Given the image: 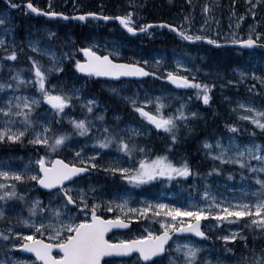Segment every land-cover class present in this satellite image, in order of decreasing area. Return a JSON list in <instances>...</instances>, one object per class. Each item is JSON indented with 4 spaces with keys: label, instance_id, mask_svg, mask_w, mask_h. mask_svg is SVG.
<instances>
[{
    "label": "snow or ice",
    "instance_id": "snow-or-ice-1",
    "mask_svg": "<svg viewBox=\"0 0 264 264\" xmlns=\"http://www.w3.org/2000/svg\"><path fill=\"white\" fill-rule=\"evenodd\" d=\"M190 2V0H189ZM7 9L0 12V25L6 23V17L11 9L21 7L20 4L13 3V0H5ZM50 7V6H49ZM254 7V6H253ZM25 12L42 13L47 17H68L63 12L54 10L45 11L37 7L32 0H25ZM203 11L209 12V6L204 5ZM101 13L89 11L83 13H76V18L83 21L87 17L97 18ZM133 12L129 11L124 15L117 16L115 19L119 20L120 24L127 29L129 33L143 32L151 27V24L142 26H134ZM255 16V12L252 13ZM104 20H108V16H103ZM187 19V17H185ZM211 19V17H209ZM243 15L240 20H243ZM207 23V21H206ZM161 26H164V21H159ZM239 25V21H237ZM168 28L173 29L172 24L167 25ZM201 28L204 26L201 25ZM251 29V26H249ZM179 36L187 41H201L207 40L213 45H218L220 41L211 39L207 35H198L190 33L186 30L175 29ZM10 31L5 28L4 32ZM55 34L48 32L51 38ZM261 33H256V37H260ZM7 41L4 36L0 35V46H3ZM258 42L254 39L250 31L247 39L226 40L225 43L245 45L252 47ZM29 48L34 52L41 51L38 44L29 42ZM73 51H76L73 49ZM87 57L86 59L75 60L74 68L79 73H85L88 76L97 77H127V76H144L147 75L145 67L139 66V63H123L110 58L111 54L98 55L92 47H84L79 49ZM5 57L0 59H17V50L13 46L12 50L4 49ZM119 52L115 55L119 56ZM71 59V57H67ZM31 61L34 76L25 79L19 72L14 71L10 79L17 81L16 88H20L21 84H32L38 95H12L7 100L0 101V144H24L25 142L33 145H42L45 149V155L39 156L36 164L39 166L38 171L30 169L25 166L23 171H9L5 170V165L0 164V201H7L18 199L25 201L27 192L21 191L17 182L32 183V187L40 186L42 189L49 190L47 195L49 197L48 204L42 205L39 197L31 200V205L28 208L29 216H21L18 223L23 227L14 229L11 225L7 231L10 235H4L0 232V238L5 242H10L8 246L12 249H22L35 256L36 261H41L43 264H126V261H131V264H158L159 261L166 258L167 264H223V261L218 257L216 261L206 259L203 256V249L191 242L175 243L174 250L170 245V240L173 239L174 233H194L198 237H206L205 231L201 228V218L209 216L215 217L218 223L238 224L242 217H247L248 220L245 226L248 229H259L260 234H264V145L252 141L246 145L241 146L236 142L235 136L229 137V143L223 145L217 139L215 147L219 151H213V144L209 140L203 141L202 147L205 154L211 157L214 161L218 160L220 165L232 164L239 166V176L242 181L248 179L254 180L258 187L250 190L252 199H246L249 192H245V198L237 200L233 198L218 199L206 190L202 193L206 200L211 203H196L190 204L188 207H177L166 203H155L156 209L154 215L157 217H171L170 221L160 219V231L154 232L145 230L147 234L134 235L131 239H119L112 241L106 238V233L110 229L127 228L129 222L137 218L133 215H125L123 218L120 213H136L146 214L153 207L152 202H148L147 206L137 208H128L127 200H122L116 205L117 213L113 216L105 218L103 215H97L98 204L95 202V197H92V203L89 206L88 195L94 191L89 186L87 190L83 188L73 187L75 180L79 178L78 174L86 173L89 169L102 168L105 172H110L113 175L119 173L120 178L127 181L131 185H140L160 177H166L171 180L173 177H188L190 175L209 176L213 173H222L223 169L219 166L211 167L208 172L197 173L194 172L187 159L180 163H174L169 159L168 151L179 142L180 136L178 134L180 123L187 125V118L191 116L197 117L196 112H190L187 115L184 111H178V115L165 116L160 112L159 98L154 111L146 110L145 105L151 104V100H142L137 102L133 97H126L131 103L133 110L139 113V116L149 122L157 130H163L168 136V143L166 149L162 154L155 157L144 155L145 149L139 148L141 154L139 159L133 160V152L137 150L135 143L129 146L124 137H117L115 135L108 136L102 140H96L94 143L98 144L100 148H108L110 143L115 140L120 151L124 152L129 157V164L131 166H122L119 162L112 161L107 166L98 165L96 157L101 153L94 150L91 157L82 156L81 151L75 152V158L80 161L79 166L75 162H65L63 159L57 157L56 159L47 160V157L54 153L57 149L62 148L69 140L72 133L56 132L53 127V120L33 121L32 114L36 108L41 105L42 101H46L51 106L53 117L62 118L66 106L72 103L73 97H79L80 89L75 85H68L66 83L53 84L48 82V75L46 71L42 70V66L37 60L29 56ZM147 64V61L144 62ZM3 64L0 63V68ZM181 65L177 63V68ZM63 64L56 62V57L53 56V63L49 66L47 72L52 71L61 72ZM241 77L247 75L240 69ZM155 75V73H152ZM253 77L261 80L264 83V77L257 76L252 73ZM166 79L171 80L174 84L191 85L198 89L196 95L200 97L203 104L208 105L210 102L209 89L212 85L202 84L189 80L186 76L177 75L173 72H168ZM8 88L12 89L13 85L10 83H0V90ZM202 90V91H200ZM116 92V89H112ZM95 102L89 100L87 102L88 112H92V107ZM139 104V106H137ZM245 109L250 115L239 113V118L250 121L255 128L251 131V136H255L256 130L264 133V110H257L250 104L239 103L236 109ZM19 122V123H18ZM71 124L74 131L83 136L90 131V128L84 119H72ZM226 128L231 133H237L239 126L235 123L226 124ZM189 130H191L189 128ZM107 133V129L104 130ZM129 131L140 135L139 129H129ZM151 131V129H147ZM49 133H52L49 135ZM255 159L258 163L253 164L251 161ZM47 160V162H46ZM247 174H251L248 176ZM228 179L233 178V173H227ZM235 201V202H234ZM254 201V202H253ZM111 201L107 211L111 212ZM73 207L76 212H73ZM90 207V212H89ZM47 212V216L44 213ZM82 212L83 215H79ZM37 213H40L39 217ZM5 212L0 210V217H3ZM90 215V219H89ZM181 218L177 222V218ZM188 217V220H184ZM47 233L48 241L41 239L44 233ZM13 237L15 239H13ZM218 240L224 242L223 247L225 252H234L230 242L243 241L244 247H248V237L239 228H232L228 234H223L216 237ZM253 239H256V234L253 233ZM50 241V242H49ZM58 249L59 255H53L52 250ZM253 256L249 258L244 256L242 264H264V248L260 252L252 249ZM10 254L5 252L3 259H0V264H35V261L12 259Z\"/></svg>",
    "mask_w": 264,
    "mask_h": 264
},
{
    "label": "rangeland",
    "instance_id": "rangeland-1",
    "mask_svg": "<svg viewBox=\"0 0 264 264\" xmlns=\"http://www.w3.org/2000/svg\"><path fill=\"white\" fill-rule=\"evenodd\" d=\"M17 1L20 2V0H17ZM51 1L52 0H50V5H52ZM248 2L252 3V5L254 6L253 7L252 5L249 4L250 13H253L255 8H257L259 2H261V0H254V1L248 0ZM1 8L2 10L0 12H3L5 9H7V7H4V6H1ZM70 10H73L75 12L78 11L77 2L75 3L74 6L70 8ZM69 12L72 14H76L71 11ZM13 13L14 12L10 10L6 17V20H10L9 27H3L4 25H0V35L4 36L5 40L7 41L3 46H0V58L5 57V52H4L5 48L11 51L13 46L17 50V48L23 45L30 54L32 55L34 54L35 56L41 58V61H39V64L42 66V70L46 71V73H48L47 70L49 66L53 63V56L56 57L57 63L63 64V70H64L65 63L70 60L67 57H71L73 64H69V65L72 66L75 63V60L77 59L82 60L81 57L79 56V49L91 46L93 51L99 52L101 54H104L107 52V54H111L112 57H119V58L126 57V59L130 61L132 59L134 63L138 62L140 66L143 65L145 67H148V66L164 67V69L166 70H163V71L166 73V75H168V72H173L174 74H177V75L186 76L189 80H193L194 78L195 82H198L196 81L197 80L196 78L199 76H201L203 79H206V80H218V79L223 78L225 76L223 74L225 73L236 75L239 78L241 77V75H240V72L236 71V69H240L242 72L247 73L245 77H247L254 85H258L264 89V83H262L261 80L254 78L252 75V73H256L257 76L264 77V52H261L260 50L254 49L252 52H244V51L234 50V49H224V50H219V51H215V49H211L215 52V53H212L210 51H207L206 49H204L202 45H200L197 47V49L193 51L194 52L193 58H189L183 54L182 55H171V54L169 55L168 53L167 54L166 53H154V56L149 59L148 55L144 56L141 53H137V54H133L132 52L129 53V50H130L129 47L131 49H134L137 47H134L132 45L133 41H131L130 38H128L126 35L122 33L120 29H118L117 24L116 26L114 25L112 27V29H114L113 34L109 38L104 40L103 42L95 40L94 37H96V35H94L91 32H88V34L84 36L83 39L80 41L76 39H71L72 36H68L67 34V38L70 43H69V46L63 50L62 48L55 47L56 45H52L51 38L48 35L47 36L45 35L46 32H48L51 28L48 25V24H51L50 21L43 23L41 27V34H40L41 38L28 37L24 40L23 38L20 37L18 31L13 28L18 23V22L16 23V16L20 15L22 12L16 13V14L15 13L13 14ZM93 26L95 25L91 24L85 30L92 31L91 27ZM68 27L70 28V25ZM5 28H9L10 31L5 33L4 32ZM16 29H17V26H16ZM126 40H128L129 42ZM29 42L37 43L41 51H38V52L32 51V49L29 48L28 46ZM73 49H75L76 51H73ZM116 52L120 53L119 56L115 55ZM4 60L8 61L9 68L7 70V74L11 75V77L13 76L14 71L19 72L20 75H22L25 79H29L32 76H34V71L32 69L31 62L26 61V62H22L23 64H21V61L19 60L18 55H17L16 60L0 59V63L3 64ZM145 61H147V64L144 63ZM206 62H209L211 66L208 67V69L201 70L199 72V67L204 66ZM177 63L181 65L180 68H177ZM216 65L221 66L222 68L216 69L215 67ZM63 70L61 72H63ZM1 71H2V68H0V72ZM204 71L208 73L207 77L203 76ZM61 72L52 71L50 72V74L59 75L61 74ZM1 78H2V74L0 75V81H1ZM13 80H14V84H13L12 89L4 88L0 90V101L7 100L9 96H12V95H21V96L38 95L36 88L32 84H28V85L21 84L20 88L17 89L16 88L17 81L15 79ZM74 80L75 78L73 79V81ZM97 82L99 81L97 80ZM138 83L139 84H135L131 86V89H133V92H136V93L133 96H128V97L135 98L137 102L142 101V100H151L152 101L151 104L145 105L146 110H149V111L155 110V107L157 104V98H159V103L161 105L160 112L165 116L174 115V112L169 110V107L165 106V104L170 99L174 101L175 99L180 98L177 92H169V90H161L162 92L158 94H152V93H148L144 89L143 84H141L140 82ZM87 85L88 83L85 82L84 80L81 81L80 85H76L80 89L79 97L74 96L72 101H74V103L77 106L85 107L84 102L87 103L89 100H93L95 103L91 106H95L97 108V105H96L97 101L96 99L92 98L91 94L86 89ZM112 89L113 88L108 83V84L103 85L102 89L99 92L108 94V92H110ZM184 90L198 91V89L192 87L191 85L184 86ZM213 90H214L213 93L209 94L211 98L209 104L211 103V100L215 96H217L218 98L220 97L222 101H224V98H225L224 102L229 105V108L223 107L222 108L223 112L228 117L235 116L238 113V119L240 122L244 124H249L253 128H255V126L252 125L250 121H246V120L239 118V113H243L244 115H250L251 113H248L245 109L237 108L236 111H233V109L236 108V106L239 103H244V104H250L254 106L255 108H257V110H264V101L254 96H246V97H240V96L233 97L232 96L231 97V96H228L227 94L217 95L216 94L217 90L215 88H213ZM170 96L172 98H170ZM198 98L199 97H197V99ZM125 101L129 103V101L126 98H125ZM172 101H169V103L171 104ZM199 101L200 103H203L201 98L199 99ZM137 106H139V104ZM189 106L191 108V103L188 102V104L180 106L178 108V111L181 110V111H184L185 113H188L185 109H187ZM68 107L69 105L65 107L62 118H61L63 121V124H65L66 126L63 125L64 127H62L60 130H58L57 128H53V129L56 132H69V133H72V135L69 137V140L65 143V145L62 148L57 149L54 153H51L47 157V160L54 159L55 155L58 153L61 154L60 156L62 158L70 159L72 157L73 151H75L76 149H77L76 151H81L82 149V156L84 157H91L94 150L99 151L101 155L99 157H96V161H95L98 165L103 164L107 166L109 162L116 161V162H119L122 166H131L129 164V157L124 152H121L119 149L113 150L114 153L118 156L126 157L127 158L126 160H121V159L115 160L109 155L108 151L112 149L111 143L108 148H100L98 144L94 143V141L96 140L104 139L105 135L111 136L105 132L100 131L107 120L106 115H103L102 113L93 114L94 110H92V112H88L89 118L88 120H86V123L88 124L90 131L86 133L85 135L81 136L74 131L73 126L70 124V119L72 116L66 113V110ZM199 108H200V105H197L194 103L192 109H196V111H198ZM104 112L107 113V111H104ZM200 114H202V112ZM52 116H53V112L51 110V106L48 105L46 101H42L41 105L38 106L36 108V111L32 114V119L34 122L35 121H46V120H49ZM70 125L72 127H70ZM129 129H139L140 133L143 132V129L140 128L139 126H135L133 124H127L124 127L120 128V130L118 131L119 136L124 137V138L125 137H135L137 134H135L132 131H129ZM147 129L148 128L146 127L144 130L146 131V134L148 132ZM240 132H241V129H239V131L235 134L227 131L226 135L219 136L212 142L213 144L212 150L219 151V149L215 147V142L217 139L220 140L221 144L227 145L229 143L230 136H235L236 142L240 144L241 146L246 145L252 141H255L256 143H260L264 145L263 143H261L255 138L240 137ZM258 132L260 131L258 130ZM51 134L52 133H49V135ZM178 134H179V131H178ZM89 137L93 138V141L88 145L87 150H86L83 146V143ZM76 140H79L81 143ZM2 146H8V148L0 150V164L5 165L6 166L5 170L10 169L9 171H23L25 169V166H27L30 169H34L38 171V165L36 164V160L38 159L39 156H42L40 152L43 155L46 154L45 149L42 145H33L27 142H25L24 144H18V143L17 144H0V147ZM74 146L76 148H73ZM4 151H8V155L14 156L16 158L12 160L9 158H6L3 155ZM14 151H17V154H14ZM23 152L28 153V155L30 154L33 156L35 155L34 159L29 160V161H24V162L18 161L19 159L24 160L25 156L22 155ZM204 153H205V150H204ZM115 158L118 159L119 157L115 156ZM139 158H140V155L139 154L136 155L135 152H133V160L139 159ZM207 158L208 159L206 160H208L209 162H212L211 160L213 159L211 157L207 156ZM75 160L77 162H80L76 158ZM213 162H217L220 165V162L218 160L213 161ZM251 163L256 164L258 162L255 159H253ZM220 166H233L235 168L234 169L235 171L233 173V178L231 180L228 179V177L225 180L224 179L221 180V178H218L215 180V184H212V183H208V181H204L203 179L199 181V179H196L195 176L192 177L190 181L189 180L187 181V179L191 175L188 177H173L171 180H169L166 177H160L156 180H153V181H150L144 184L134 185L132 188L129 189V191L132 193H137V194L135 195L126 194V195H122L121 197H118L117 201L112 202L110 205L112 207L111 212L107 211V207L109 206V204L106 201V199L98 195L96 197L98 199L95 201L98 204L97 210L99 211V209H101L104 212L108 213L109 216H113L114 214H116L115 212H117L116 205L119 204L122 200H125V199L127 200L128 208H137V209L141 206H147L148 202H152L153 207L146 214H141L139 212H136V213L125 212V213H120V214L122 215V218L125 215H133L137 217V219L141 218V219L149 220V224H147L144 227V231L147 229L150 231L158 232L161 230L159 220L165 219L166 221H170L171 217L155 216L154 215L156 211V209L154 208L155 203H166L169 205H175L177 207H188L190 206V204H196V203H204V204L211 203V201L206 200L202 195V193L206 190V187H205L206 185L208 186L207 190L210 192V194L217 197L218 199L231 200L233 198H236L237 200H239L241 198H245L246 191L249 192V195L246 197V199H252L250 196V190H254L255 187H258V185L255 184V181L251 179L242 181L239 176V171H238L239 166L238 165L224 164ZM101 170L103 169L99 168V172H101ZM247 175L251 176V174H247ZM32 183L34 182L20 183V184H26L28 186L27 189H25V192H27V196H30L32 190L36 189V187H32ZM93 184H94V181L91 179H88L87 183L85 185H81L79 188H83L87 190L89 186ZM116 186L118 187L121 185H116ZM151 186H158L157 191H154L155 189L153 188L152 192L146 193V195L144 196H138L139 193L144 194V189L146 187L150 188ZM136 195H137L136 199L135 198L133 199V197ZM92 197L93 196L90 193L88 195L89 206L92 203ZM34 198L36 197L35 195L32 194L31 200ZM48 201H49V197H47L44 200L43 205L48 204ZM105 204H108V205L106 206ZM2 205L5 206V203L3 201H0V210H3L5 212V215L3 217H0V232H3L4 235H10L7 231L8 227L11 225L14 229L22 228L23 226L17 222L18 219L21 216L28 217L30 214L29 213L24 214V212L22 211L21 212L9 211L7 210L6 207H3ZM73 212H76V211L73 210ZM89 212H90V207H89ZM44 215L47 216V212H45ZM79 215L82 216L83 213H79ZM180 219L181 218L178 217L177 222H179ZM183 219L188 220V217H184ZM7 220H9L10 223L7 222ZM201 220L205 224L204 225L205 232L208 234L210 238V243L198 244L197 242L191 241V240H176L171 245L172 249L174 250L176 242H179V243L191 242L195 245L200 246L204 250L202 254L206 259L216 261L217 258L219 257L223 261V264H242L244 257L235 258V256L230 254V252H225V250L223 249L224 242L222 240L216 239V237L221 236L223 234H228L230 229L236 228V227H239L244 232V234L248 236L249 234L248 230L250 229H248L245 226L248 218L242 217L241 222L238 224H229L227 222L218 223L216 222L215 217L213 216H209L207 218H201ZM258 230L259 229H257V231ZM140 234L142 233H139V235ZM40 238H44L48 241L47 233L45 232L42 236H40ZM13 239L15 238L13 237ZM241 242L243 241L230 242V246L234 244H239ZM9 243L10 242H5L2 238H0V259H3L5 256V252H7L10 254L9 258L34 261L31 259L23 258V255H21L18 252L19 249L10 248L8 246ZM126 264H131V262H128ZM159 264H167L166 258L163 261H161Z\"/></svg>",
    "mask_w": 264,
    "mask_h": 264
},
{
    "label": "trees",
    "instance_id": "trees-1",
    "mask_svg": "<svg viewBox=\"0 0 264 264\" xmlns=\"http://www.w3.org/2000/svg\"><path fill=\"white\" fill-rule=\"evenodd\" d=\"M43 1V2H41ZM102 1V2H101ZM112 0H100L97 2L100 4L98 7L88 8V5H85L84 12L94 11L101 13L108 17H115V16H121L125 13L131 11L133 12V20H134V26H142L149 23H159V21H164L165 23L172 24L173 26H177L179 29L186 30L193 34L198 35H207L211 39H217L218 41L225 42L226 40H231L233 38L236 39H247L248 34L250 31H252L253 38H256L259 40V43L264 44V0H261L259 2L257 8H255V16L252 17V13H250V5L252 3H249L247 0H124L125 4H116ZM166 1V3H165ZM171 1V3H170ZM25 0H20L19 3H23ZM32 2L42 9H46V4H44V0H32ZM41 2V4H40ZM104 2V3H103ZM109 2V4H108ZM113 2V3H112ZM166 4V7L163 10H161L160 5ZM13 3H18L17 0H13ZM167 3H170L169 5ZM102 4V6H101ZM114 4V5H113ZM157 4V5H156ZM207 4L209 6V12L205 13L203 11L204 5ZM250 4V5H249ZM3 5V4H2ZM117 5V6H116ZM122 5V6H121ZM97 6V5H96ZM113 6V7H112ZM124 6V7H123ZM168 6V7H167ZM253 6V5H252ZM112 7V8H111ZM118 7V8H117ZM151 7V8H150ZM154 7V9H153ZM168 8V9H167ZM112 9V10H111ZM116 11H115V10ZM153 9V11H152ZM233 9V10H232ZM51 10L57 11V12H63L65 14H69L68 11L62 10L60 7H54ZM88 10V11H87ZM118 10V13H117ZM151 12H150V11ZM224 10V11H223ZM229 12H228V11ZM232 10V13H231ZM237 11V12H236ZM114 12V14H113ZM161 13L160 16L155 15V13ZM224 14H223V13ZM226 12V13H225ZM21 13V12H20ZM152 13V14H151ZM222 13V15L220 14ZM16 14V13H15ZM151 14V15H150ZM239 14V15H238ZM226 15V16H225ZM243 15L244 19L240 20V16ZM26 16V17H25ZM175 16V17H173ZM179 16V17H178ZM223 18H222V17ZM156 17V18H155ZM178 17V18H177ZM187 17V19H185ZM211 17V19H209ZM239 21V25H237V19ZM158 18V19H157ZM229 18V19H228ZM232 18V21H231ZM235 18V20H234ZM205 20V23L203 21ZM223 19V22L222 20ZM227 19L226 21H224ZM202 20V21H201ZM229 20V22H228ZM207 21V23H206ZM220 21V22H219ZM236 21V22H235ZM18 22V23H17ZM42 19L35 18L34 16L30 14H25L22 12L20 15L16 16V26L17 31L21 38H24V35H32L36 36L41 34V27H42ZM225 22V25H224ZM233 22V23H232ZM95 25L92 28L94 34L96 37H94L95 40H98L100 42H103L107 38H109L113 34L112 27L117 23H111V22H99V21H88L86 24L81 25L77 22L72 23H61V22H52L50 24L51 27L48 32H52L55 35L51 37L52 44L57 45L58 47H61V44L64 42L65 47L68 46L70 43L67 38L68 36H72L71 39L76 38V40H82V34L79 33L81 30H85L89 25ZM232 24V25H231ZM235 24V25H234ZM61 26V28H57L58 26ZM70 25V28L68 27ZM118 25V24H117ZM203 25L204 27L201 28L200 26ZM249 26H252L250 29ZM222 27V28H221ZM233 27V28H232ZM68 28V30H67ZM99 28V34L96 33V29ZM228 30H227V29ZM248 28V29H246ZM253 28H255L253 30ZM118 29L123 31L121 27L118 25ZM222 29V30H221ZM250 29V31H249ZM158 30V31H157ZM246 30H248L246 32ZM68 31V32H67ZM76 31V32H75ZM157 31V32H156ZM48 32H46V36L48 35ZM152 32V33H151ZM145 36L137 37L133 42L132 45L134 47H137V50H140L144 53V55H148L149 59L154 56V53H168V54H174V53H184L186 46L179 41L177 37H175L173 34H171L168 30L163 29H156L153 30ZM75 33V34H74ZM154 33V34H153ZM256 33H261L260 37H256ZM152 36H151V35ZM148 36V37H147ZM151 37V38H150ZM154 37V39L152 38ZM70 39V41H71ZM153 41H152V40ZM151 40V41H150ZM176 41V42H175ZM152 42V43H151ZM179 43V44H177ZM156 46V47H153ZM198 46L194 47H188L187 54L193 57L192 52L197 48ZM207 51H210L212 53H215L213 50L206 48L203 46ZM173 52H172V51ZM171 52V53H170ZM264 52V51H261ZM17 53L19 60L22 62L29 61L31 62L28 57L31 56L38 62L41 58L35 56L34 54H30L25 47L22 45L19 48H17ZM134 54V53H133ZM24 56V57H23ZM131 63H134L131 59ZM69 65V64H68ZM66 66L65 73L61 76L60 75H53L49 73L50 77V83L58 84V83H65L69 86L73 84V80L71 79V76L66 77V81H63V76L74 73V70L71 65ZM216 69L222 68L221 66H215ZM8 61L4 60L2 71L0 72V75L2 74V78L0 83H10L14 84V80L10 79L11 75L7 74L8 70ZM147 72H152V69L150 67H147ZM223 72V71H222ZM201 75V74H200ZM225 75V74H223ZM238 77V76H237ZM201 83H205L206 81L203 80L201 76L198 77ZM234 78H236V75H234ZM246 78V80L244 79ZM242 81H241V80ZM61 81V82H60ZM237 87H231L228 88V96H240V97H246V96H254L256 98L261 99L264 101V89L261 88L258 85H254L247 77H240L238 80L236 78ZM246 83H245V82ZM249 81V83H247ZM159 81H155L154 83H157ZM243 83V85H242ZM252 83V84H251ZM161 84V82H160ZM241 84V85H240ZM246 84V85H245ZM249 84V85H248ZM211 85V84H208ZM167 84H163V88H165ZM213 87L209 89V91H214L213 88L217 90V87H215L214 84H212ZM230 86V84H228ZM244 86V88H242ZM151 85L148 86V89H150ZM156 87V86H154ZM239 87V88H238ZM237 88V90H236ZM242 88V89H241ZM100 89V87H97V83H91V85L88 86L89 91H95ZM240 89V90H239ZM244 89V90H243ZM246 90V91H245ZM202 91V90H200ZM236 92V93H235ZM196 91H188L186 93H183L184 96L181 100V104L177 107V104L179 101L176 102V104H170L169 101H172L171 99L166 102V106L169 107V110L174 112V115H178V108L182 105L188 104V97L190 99H194L195 104L200 105L199 113L195 109H190V106L185 109L188 113L190 112H196L198 115L197 117L193 118L191 116H188L187 118V125H185L183 122L180 123V130H179V142L173 147L172 150L168 151L169 159L173 160L174 163H180L184 159H187L190 166L192 167L194 172L197 173H207L208 170L213 166H219L223 169L222 173H213L209 176H201L196 175V179H203L204 181H208V183H214L215 180L218 178L226 179L227 173L231 171L234 173V167L233 166H220L217 162L210 163L207 162L206 159L207 156L204 153V148L202 147L203 141L205 139L209 140L210 142H213L216 138L219 136L226 135L228 129L226 128V124H232L235 123L239 126V129H241L240 137L242 138H255L261 143L264 144V134L261 132H258L256 130L255 136H251V131L254 129L249 124H244L239 121L238 119V113L235 116L228 117L222 110L223 105H219V103L216 101L217 96H215L209 105L206 107L205 104L200 103L199 99H197ZM213 93V92H212ZM235 93V94H234ZM232 94V95H231ZM234 94V95H233ZM242 94V95H241ZM216 98V99H215ZM218 104V105H217ZM74 107L77 105L75 103L72 104ZM174 106V107H173ZM180 110V109H179ZM181 111V110H180ZM202 112V114H200ZM188 113H185L186 115ZM73 114L78 115V112L76 113L73 111ZM53 120L52 127L57 128L60 130L63 126V121L61 118L57 120V118H54L53 116L50 118ZM131 121L135 120L134 114L130 118ZM207 124V125H206ZM113 125V124H112ZM64 127V126H63ZM70 127H72L70 125ZM189 128L191 130H189ZM201 135V136H200ZM139 139H142L143 136L139 135ZM202 138V139H201ZM199 140V141H198ZM80 142L79 140H76ZM150 148H153V152L149 153V151L146 153V156L149 157H155L158 154H162L165 149L166 145L169 142L168 136L165 134H156L153 132V135L149 136L147 139H145L142 143H145ZM81 143V142H80ZM88 142L84 143L83 146H87ZM154 145V146H153ZM73 148H76L75 146ZM77 150V149H76ZM4 156L9 159H15L16 157L8 155V151L3 152ZM14 154H17V151H14ZM41 155H43L40 152ZM23 156H25L24 160H18L20 162L29 161L34 159L35 155H28V153L23 152ZM61 154L58 153L55 155V158L59 157ZM194 159V160H193ZM66 162H75L78 164V162L74 158H65ZM99 167L92 170V174L90 178L95 181L96 189L98 190L97 195L102 196L106 199L107 202H116L118 197H121L122 195L126 194H132L135 195L137 193H132L129 191L127 182H120L119 178H112L107 174L105 171L101 170L99 172ZM99 178V179H98ZM192 177L188 178L187 181L191 179ZM82 180H80L81 182ZM19 185V188L21 191H25L27 189L26 184H20V182H17ZM75 186H80V184L75 183ZM121 185V186H116ZM131 185V184H129ZM35 195V197H39L40 199L45 200L46 195L39 192L37 189L32 190L31 195ZM31 195L26 197L25 201H20L18 199H12L7 201V203L2 205L3 207H6L9 211H19L24 212V214L29 213L28 208L31 205ZM146 195V192L144 193ZM137 195L133 197V199H136ZM4 202V201H3ZM5 203V202H4ZM43 205V203H42ZM117 213V212H115ZM40 213H37V216L39 217ZM122 216V215H121ZM248 247H244V243L241 242L239 244H234L231 247H233L234 252H230L235 258L244 257L247 255L249 258H252L253 252L252 249L254 248L256 252H260L262 248H264V234H260V230L257 231V229H251L248 230ZM256 234V239H253V234ZM261 235V236H260ZM256 243V244H255Z\"/></svg>",
    "mask_w": 264,
    "mask_h": 264
},
{
    "label": "bare ground",
    "instance_id": "bare-ground-1",
    "mask_svg": "<svg viewBox=\"0 0 264 264\" xmlns=\"http://www.w3.org/2000/svg\"><path fill=\"white\" fill-rule=\"evenodd\" d=\"M98 1H100V0H98ZM113 2H114V0H112ZM160 1V0H159ZM163 1V0H162ZM172 1V0H171ZM171 1H170V3H171ZM248 1V0H247ZM254 1V0H253ZM52 2V5H50V0H44V4L43 5H47L46 7H47V9H48V11H50L52 8H54V7H60L62 10H65V11H71V12H74V13H83L84 12V8H85V5L87 4L88 5V8L87 9H91V8H93V7H100L99 5V3L97 2V0H52L51 1ZM77 2V7H78V11L77 12H75V11H73V10H70V8L72 7V6H74L75 5V3ZM102 2V1H101ZM112 2V3H113ZM104 3V2H103ZM115 3L116 4H125V1L124 0H116L115 1ZM165 3H166V1H165ZM162 4V2H161V4L158 2V4L160 5V7H161V10H163L165 7H166V4ZM170 3H167L168 5L170 4ZM17 4H20V5H24L25 4V2H23V3H19V1H18V3ZM108 4H109V2H108ZM97 5V6H96ZM114 5V4H113ZM121 5V6H122ZM126 5V4H125ZM157 5V4H156ZM3 6L4 7H7V4L6 3H3ZM50 6V7H49ZM101 6H102V4H101ZM117 6V5H116ZM113 7V6H112ZM111 7V8H112ZM124 7V6H123ZM168 7V6H167ZM118 8V7H117ZM151 8V7H150ZM153 9H154V7H153ZM153 9H152V11H153ZM168 9V8H167ZM85 10H86V8H85ZM112 10V9H111ZM115 10V9H114ZM165 10V9H164ZM233 10V9H232ZM232 10H231V13H232ZM11 11L12 12H14V13H20V12H23V10L22 9H18V10H13V9H11ZM88 11V10H87ZM116 11V10H115ZM150 11V10H149ZM165 11H167V10H165ZM224 11V10H223ZM228 11V10H227ZM86 12V11H85ZM151 12V11H150ZM229 12V11H228ZM237 12V11H236ZM13 13V14H14ZM117 13H118V10H117ZM162 13V12H161ZM161 13L159 12V13H155V15H157V16H160L161 15ZM223 13V12H222ZM222 13L220 14V15H222ZM226 13V12H225ZM113 14H114V12H113ZM152 14V13H151ZM150 14V15H151ZM224 14V13H223ZM68 18H74V17H76V14H65ZM115 15V14H114ZM239 15V14H238ZM103 16H105V15H103V14H101L99 17H102L103 18ZM223 16V15H222ZM221 16V17H222ZM226 16V15H225ZM173 17H175V16H173ZM179 17V16H178ZM177 17V18H178ZM111 18H115V17H109V19H111ZM156 18V17H155ZM223 18V17H222ZM158 19V18H157ZM229 19V18H228ZM236 19H237V17H236ZM222 20V22H223V19H221ZM227 19H225L224 21H226ZM234 20H235V18H234ZM88 21H93V19H86L85 21H81V20H57V19H52V20H50V23L52 24V22H61V23H70V22H77V23H80L81 25H84V24H86ZM97 21H99V22H111V21H105V20H97ZM202 21V20H201ZM203 21H204V23H205V20L203 19ZM231 21H232V18H231ZM237 21H238V19H237ZM220 22V21H219ZM228 22H229V20H228ZM236 22V21H235ZM111 23H117L120 27H121V29L123 30L122 31V33L124 34V35H126L128 38H130V40L131 41H134L137 37H140V36H145V35H147L148 34V36H149V33L151 32V31H153V30H156V29H163V28H151V29H149L148 31H146L144 34H142V35H137V36H130L127 32H126V30H125V28L119 23V22H116V21H113V22H111ZM233 23V22H232ZM149 24H151V25H159V23H149ZM49 26H50V24H48ZM165 25H168V23H165ZM224 25H225V22H224ZM232 25V24H231ZM235 25V24H234ZM63 26V25H62ZM51 27V26H50ZM51 28H53V27H51ZM57 28H61V26H58ZM174 28H176V29H179L177 26H174ZM222 28V27H221ZM233 28V27H232ZM251 28H252V26H251ZM227 29V28H226ZM246 29H248V28H246ZM255 28H253V30H254ZM114 30V29H113ZM163 30H168V29H163ZM222 30V29H221ZM228 30V29H227ZM256 30V29H255ZM117 31V30H116ZM158 31V30H157ZM156 31V32H157ZM171 34H173L175 37H177L178 39H179V41L181 42V43H183L185 46H186V49H185V51H184V53H172L171 55H185V56H187V57H189V58H193L194 57V52H192V54H193V57L192 56H190V55H188L187 54V52H188V50H187V48L188 47H192V46H194V47H196V46H200V45H202V46H205L206 48H209V49H215V48H213V47H211V46H209V45H207V44H205V43H198V44H194V45H189V44H187L182 38H180V37H178V36H176L173 32H171L170 30H168ZM248 30H246V32H247ZM249 31H250V29H249ZM76 32V31H75ZM88 32H91V33H93L94 34V32H93V30L91 31H86V30H81V31H79V33H81L82 34V39H83V37L84 36H86L87 34H88ZM99 32V28H97L96 29V33H98ZM121 32V31H120ZM139 32V31H138ZM252 32V31H251ZM152 33V32H151ZM75 34V33H74ZM99 34V33H98ZM154 34V33H153ZM95 35V34H94ZM123 35V36H124ZM151 35V34H150ZM249 35V34H248ZM147 36V37H148ZM152 36V35H151ZM252 36H253V34H252ZM92 37V36H91ZM151 38V37H150ZM153 39H154V37H152ZM74 39H76V38H74ZM123 39V38H122ZM134 39V40H133ZM254 39H256V38H254ZM125 40V39H124ZM152 40V39H151ZM150 40V41H151ZM258 40V39H257ZM108 41H110V40H108ZM126 41H128V40H126ZM153 41V40H152ZM129 42V41H128ZM176 42V41H175ZM152 43V42H151ZM258 44H260V45H262V46H264V44H261V43H259V40H258V42H257ZM52 44V43H51ZM177 44H179V43H177ZM220 44H231V43H225V42H221V43H219L218 45H220ZM52 45H54V44H52ZM68 46H69V44H68ZM67 46V47H68ZM55 47H58L57 45L55 46ZM67 47H65V44H64V42L61 44V47H59V48H62L63 50L64 49H66ZM153 47H156V46H154L153 45ZM129 53H134V54H137V53H141L142 55H144V53L143 52H141L140 50H137L136 48H134V49H131L130 47H129ZM197 49V48H196ZM205 49V48H204ZM224 49H234V50H240V49H235V48H221V49H215V51H219V50H224ZM172 51V50H171ZM240 51H244V50H240ZM253 50H247V51H244V52H252ZM260 51H264V49H261ZM173 52V51H172ZM98 54H101V53H99V52H97ZM171 53V52H170ZM167 54V53H166ZM170 55V54H169ZM79 56L81 57V59L83 60L84 59V53L82 52V51H79ZM144 56H147V55H144ZM24 57V56H23ZM214 57V56H213ZM68 64H73L72 63V60L70 59L68 62H66L65 63V68H64V70H63V72H61V76L65 73V71H66V66L68 65ZM197 64V63H196ZM213 64V63H212ZM140 66V65H139ZM143 65H141V67H142ZM211 66V64L209 63V62H206L205 63V65L204 66H202V67H199V72L201 71V70H205V69H208V67H210ZM217 66V65H216ZM222 66H223V64H222ZM143 67H145V66H143ZM148 67H150L151 69H152V72H147L148 74L147 75H144V76H133V77H130V78H128V79H126V81L128 82V86H127V88H128V90H129V93H130V96H133L136 92H133V89H131V86H133V85H135V84H139L138 82H140L141 84H143V86H144V89L148 92V93H152V94H158V93H160V92H162L161 90H169V92H177L178 93V96L180 97V98H177V99H175L174 100V102H175V104H176V102L177 101H179V100H181L182 98H183V96H184V94L183 93H186V92H188V90H184V86L185 85H182V84H178L177 86H175V85H173L168 79H166V77H167V75H166V73L163 71V70H166V69H164V67H160V66H148ZM233 67V66H232ZM145 69H147V67H145ZM152 73H155V75H153ZM221 74V73H220ZM47 75H48V82H50L49 80H50V77H49V73H47ZM53 75H55V74H53ZM68 76H71V79L70 80H73L74 78H75V76H74V73L72 72V73H70V74H67V75H65V76H63L62 78H63V81H66L67 79H66V77H68ZM203 76L204 77H207L208 76V73L207 72H203ZM210 78H211V76H210ZM236 78H237V80L240 78H238L237 76H236ZM236 78H234V75L233 74H229V73H225V76L223 77V78H221V79H218V80H206V79H203V80H205L206 82L204 83V84H214L215 85V87H217V91H216V94L218 95V94H228V88H231V87H237V82L238 81H236ZM197 80L196 81H200L199 80V78L197 77L196 78ZM245 80H246V78H244ZM193 80H194V78H193ZM241 80V79H240ZM98 81L99 82H97V87H100V89H98V90H95V92H99L101 89H102V86L103 85H105V84H108L109 82L108 81H106V80H104V79H102L101 77H99L98 78ZM155 81H159V82H157V83H154ZM195 81V80H194ZM242 81V80H241ZM250 81V80H249ZM249 81L247 82V83H249ZM61 82V81H60ZM74 82V81H73ZM160 82H161V84H160ZM245 82V81H244ZM65 83H67V82H65ZM75 83V82H74ZM167 84V86L165 87V88H163V84ZM200 83V82H199ZM239 83V82H238ZM246 83V82H245ZM228 84H230V86H228ZM232 84V85H231ZM252 84V83H251ZM91 85V84H90ZM149 85H151V87H150V89H151V91L148 89V86ZM241 85V84H240ZM242 85H243V83H242ZM246 85V84H245ZM249 85V84H248ZM88 86L89 85H87V90H88ZM154 86H156V87H154ZM239 88V87H238ZM242 88H244V86L242 87ZM241 88V89H242ZM245 89V88H244ZM243 89V90H244ZM144 90V91H145ZM236 90H237V88H236ZM240 90V89H239ZM89 91V90H88ZM112 91V90H111ZM110 91V92H111ZM193 91V90H192ZM191 91V92H192ZM246 91V90H245ZM92 91H89V93H91ZM110 92H108V93H110ZM138 92V91H137ZM197 92V91H196ZM140 93V92H139ZM236 93V92H235ZM234 93V94H235ZM233 94V95H234ZM232 95V94H231ZM242 95V94H241ZM233 97H236L235 95L233 96ZM170 98H172L171 96H170ZM187 101L189 102V103H191V108L190 109H192L193 108V105H194V103H195V101H194V99L192 100V99H190V97H188V99H187ZM218 103H219V105L221 106V105H223V107L224 108H229V105L227 104V103H225L224 101H225V98H224V101H222L221 99H220V97L216 100ZM181 102H183V101H179L178 102V104H177V107L181 104ZM229 102V101H228ZM74 103V101H72V103L69 105V107L67 108V110H66V113L67 114H69V115H73V111H75L76 113L77 112H79L84 106H76V107H74L72 104ZM171 104H173V101H172V103ZM84 105H86V103L84 102ZM218 105V104H217ZM196 110V109H195ZM234 111V110H233ZM200 112V110H198L197 111V113H199ZM133 115V107H132V105L130 104L129 105V111L126 113V116H125V118H127L128 119V117H130L131 118V116ZM107 120H106V122H105V124L103 125V127L101 128V130L100 131H102V132H105L104 130L105 129H107V134H109V135H115V133H116V131H117V129L115 128V126H114V124L112 123L113 121L115 122V123H117V121H116V119L115 118H112V115L110 114V113H108L107 115ZM113 124V125H112ZM63 125H65V124H63ZM207 125V124H206ZM66 126V125H65ZM63 127V126H62ZM68 127V126H67ZM151 135H153V134H151ZM150 135V136H151ZM201 136V135H200ZM202 139V138H201ZM93 141V138H91V137H89V138H87L85 141H84V143H86V142H88V145L91 143ZM199 141V140H198ZM83 143V144H84ZM88 145L87 146H84V148L87 150V147H88ZM73 146V145H72ZM154 146V145H153ZM5 148H8V146H2V147H0V150H3V149H5ZM4 155V154H3ZM71 157V156H70ZM60 159H63L65 162H66V160H65V158H60ZM194 160V159H193ZM212 161V160H211ZM214 161V160H213ZM207 162H208V160H207ZM210 163H212V164H214L213 162H210ZM10 170V169H9ZM18 170V169H17ZM237 170V169H236ZM107 174H109V176H111L113 179L114 178H116V177H118L119 178V181H121V182H124L125 180H123V179H121L120 178V174L119 173H117V174H115V175H113L112 173H110V172H106ZM190 177H194V176H190ZM189 177V178H190ZM99 179V178H98ZM192 179V178H191ZM222 180V179H221ZM214 184V183H213ZM218 185V184H217ZM92 186V188L94 189V191L91 193V195L92 196H94L95 197V201L98 199V198H96L98 195H97V193H98V190L96 189V184H95V181H94V184L93 185H91ZM155 189L154 191H157V189H158V186H151L150 188H148V187H146L145 189H144V193L146 192V193H150V192H152V189ZM186 188V187H185ZM226 188V187H225ZM187 189H189V188H187ZM191 189V188H190ZM138 196H144V194H141V193H139L138 194ZM91 201V200H90ZM116 204V203H115ZM106 206L108 205V204H105ZM72 210H74V211H77L76 210V208L75 207H73V209ZM103 211V210H102ZM80 213H82V212H80ZM89 217H90V215H89ZM7 222H9V220H7ZM10 223V222H9ZM253 234V233H252ZM261 236V235H260ZM256 244V243H255ZM20 253V252H19ZM21 254V253H20ZM22 255V254H21Z\"/></svg>",
    "mask_w": 264,
    "mask_h": 264
},
{
    "label": "flooded vegetation",
    "instance_id": "flooded-vegetation-1",
    "mask_svg": "<svg viewBox=\"0 0 264 264\" xmlns=\"http://www.w3.org/2000/svg\"><path fill=\"white\" fill-rule=\"evenodd\" d=\"M41 4V2H40ZM69 14H72L69 12ZM97 78L94 76L92 79H89V81H86L88 83V85H90L91 83H97ZM109 85L113 88L116 89V92L111 91L108 94H104L101 92H95L92 91L90 94L92 96L93 99H96V105L97 108L95 106H91L94 110L93 114L95 113H102L103 115H107L108 113H110L112 115V118H115L117 123H115L114 121L112 122L115 126V128L117 129L115 136L120 137L118 134V131L120 130L121 127H124L127 124H133L135 126H139L140 128L143 129V132L140 134L143 136L142 139H139L138 136L136 135L135 137H125L126 142L129 143V146L131 147V145L133 143L136 144L137 146V150H135V154H140L138 149L139 148H146V145L143 144L142 142L146 139L145 135H146V131L145 128L148 126H151V131H148L147 133H149L150 135L153 134V132H155L156 134H165L166 133L163 132V130H157L155 129L154 126L150 125L148 121H131L130 117L125 118L126 113L129 111V103H127L125 101V98L130 96L129 90L127 88L128 86V82L126 80H123L121 82L118 83H109ZM87 87V86H86ZM85 108L87 110L88 108V104L86 103ZM104 111H107V113H105ZM134 112V110H133ZM113 136V135H111ZM112 144V149H110L108 151L109 155L114 158L115 160H126V157L123 156H118L114 153L113 150H118V146L115 140H113L111 142ZM120 150V149H119ZM153 150V148H152ZM122 152V151H121ZM115 156L119 157L118 159L115 158ZM90 219V218H89ZM133 221H131L130 223L132 224L131 229L127 232V233H116L113 236L110 237V240L112 241H117L119 239H131L134 237V235H139V233L142 234H147L144 231V227L149 224V220L146 219H137L135 218L132 219ZM205 225V224H204ZM205 229V228H204ZM159 232V231H158ZM180 240V239H179ZM186 240H191L194 241L193 239H186ZM197 242V241H195ZM198 244H207L210 243V238L207 235V239L204 242H197ZM172 245V244H170ZM131 262V261H126V263ZM160 262V261H159ZM158 262V264H159Z\"/></svg>",
    "mask_w": 264,
    "mask_h": 264
},
{
    "label": "water",
    "instance_id": "water-1",
    "mask_svg": "<svg viewBox=\"0 0 264 264\" xmlns=\"http://www.w3.org/2000/svg\"><path fill=\"white\" fill-rule=\"evenodd\" d=\"M22 7V6H21ZM21 7H19V8H15V9H13V10H18V9H20ZM24 8H25V5H24ZM33 14H35V15H37V16H41V17H44V18H47V19H57V20H79V19H77L76 17H74V18H67V19H65V18H62V17H47V16H45V15H43L42 13H33ZM86 19H95V20H104L102 17H97V18H92V17H87ZM85 19V20H86ZM85 20H83V21H85ZM105 21H111V22H113V21H116V22H119V20H117V19H115V18H111V19H108V20H105ZM120 23V22H119ZM163 28V29H168V30H170L171 32H173L176 36H178V37H180L179 36V34H178V32L175 30L176 28H173V29H170V28H168L167 27V25H165L164 24V26H161L160 24L159 25H151V27L150 28H148V29H146L145 31H143V32H136V33H129L128 31H127V29H125L126 30V32L130 35V36H137V35H142V34H144L146 31H148L149 29H151V28ZM180 38H182V37H180ZM183 39V38H182ZM187 44H189V45H194V44H198V43H205V44H207V45H209V46H211V47H213V48H215V49H221V48H235V49H240V50H244V51H247V50H254V49H256V50H261V49H264V46H262V45H260V44H256V45H254V46H252V47H248V46H245V45H239V44H220V45H213V44H211L209 41H207V40H201V41H187V40H185V39H183ZM85 56V55H84ZM87 57L85 56V59H86ZM82 74H85V73H82ZM85 75H87V74H85ZM129 77H133V76H127V77H119V78H116V77H104V76H101V78L102 79H104V80H114V81H119V80H121V79H123V78H129ZM171 83H172V81L171 80H169ZM173 85H175V86H177L178 84H174V83H172ZM90 173V170L88 171V172H86V173H81V174H78V176H79V178L80 177H84V176H86V175H88ZM77 180V179H76ZM38 187V189L40 190V191H42V192H44V193H48V191L49 190H46V189H42V188H40V186H37ZM200 224H201V228H202V221H200ZM129 227H130V225H128V227L127 228H119V229H110L109 230V232L108 233H106V238L108 239L114 232H116V231H122V232H125V231H127L128 229H129ZM180 236V237H196V238H198V239H200V240H203V239H205L206 237H198V236H196L194 233H174V235H173V237L174 236ZM172 240H170V242H171ZM169 242V243H170ZM22 255H24V256H27V257H32V258H34L35 259V256H34V254H32V253H28V252H26L25 250H22V249H20V251H19ZM52 254L53 255H56V254H60L59 253V250L58 249H53L52 250ZM37 262V264H43V262H41V261H36Z\"/></svg>",
    "mask_w": 264,
    "mask_h": 264
}]
</instances>
